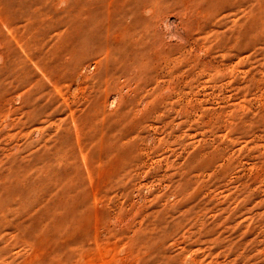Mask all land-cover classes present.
I'll return each instance as SVG.
<instances>
[{"label": "rangeland", "instance_id": "374dc122", "mask_svg": "<svg viewBox=\"0 0 264 264\" xmlns=\"http://www.w3.org/2000/svg\"><path fill=\"white\" fill-rule=\"evenodd\" d=\"M0 264H264V0H0Z\"/></svg>", "mask_w": 264, "mask_h": 264}]
</instances>
